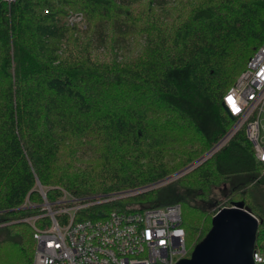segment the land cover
Wrapping results in <instances>:
<instances>
[{
	"label": "trees",
	"instance_id": "trees-1",
	"mask_svg": "<svg viewBox=\"0 0 264 264\" xmlns=\"http://www.w3.org/2000/svg\"><path fill=\"white\" fill-rule=\"evenodd\" d=\"M176 0H16L0 5V264H33L36 241L21 221L42 195L78 198L135 190L182 173L207 155L235 120L223 106L264 44V0H202L171 24ZM82 13L85 25L67 18ZM133 58L119 61L134 32ZM111 45L112 59L93 57ZM264 165L245 130L175 183L85 210L103 218L139 206L180 204L194 249L222 207L244 201L260 221ZM167 187V188H166ZM214 208V209H213ZM258 264H264L258 263Z\"/></svg>",
	"mask_w": 264,
	"mask_h": 264
},
{
	"label": "built area",
	"instance_id": "built-area-1",
	"mask_svg": "<svg viewBox=\"0 0 264 264\" xmlns=\"http://www.w3.org/2000/svg\"><path fill=\"white\" fill-rule=\"evenodd\" d=\"M14 2L0 0V5L11 6ZM66 23L83 27L84 16L71 14ZM223 106L235 122L208 154L217 153L245 130L255 157L264 165V44L224 95ZM164 183L84 198L61 189L62 195L55 202H50L40 187L44 200L40 213L21 220L34 232L33 264H177L190 258L194 249L182 224L180 204L142 205L98 219L85 216L84 211L91 207L130 198ZM254 259L256 264L264 262L257 250Z\"/></svg>",
	"mask_w": 264,
	"mask_h": 264
},
{
	"label": "water",
	"instance_id": "water-1",
	"mask_svg": "<svg viewBox=\"0 0 264 264\" xmlns=\"http://www.w3.org/2000/svg\"><path fill=\"white\" fill-rule=\"evenodd\" d=\"M207 154L189 166L182 176L202 164ZM260 221L244 201L221 208L212 218V227L194 248L191 257L177 264H256L257 233Z\"/></svg>",
	"mask_w": 264,
	"mask_h": 264
},
{
	"label": "rangeland",
	"instance_id": "rangeland-1",
	"mask_svg": "<svg viewBox=\"0 0 264 264\" xmlns=\"http://www.w3.org/2000/svg\"><path fill=\"white\" fill-rule=\"evenodd\" d=\"M200 2H202V0H176L175 3L167 7L166 11L168 10V12L166 13V15L163 16V18H165L168 24H171L172 22H175L178 20L176 19V17H178L179 15H182L184 18L188 17L190 15V12L193 6L199 5ZM82 29H84V27ZM143 36H144V33H140L138 31L134 32V35L129 39V42L125 45L124 49L118 53L120 62L128 58H133L139 54L140 48L143 46L142 45ZM95 48L96 49H94L93 51L94 58H98L99 60H105V61L112 59L113 56H112V53L110 52V49H111L110 44H107L105 46H100V47L98 46ZM262 176H264L263 173H261L260 178H263ZM180 177L181 176L179 175V173H174L170 175L168 178H166V180L164 181L165 183L163 185L167 186L169 183H175ZM256 187L259 189H262L264 192V185L257 186L254 184L252 186V190H254ZM225 188L226 187H223V186L213 188L212 194H211V200L214 203H217L214 208H217L219 206L222 207L223 205H228L226 207H230L229 203L231 202V199L225 196L224 194V191L226 190ZM43 202L44 200L42 198L41 204ZM188 242L189 244L192 243L190 238H188Z\"/></svg>",
	"mask_w": 264,
	"mask_h": 264
}]
</instances>
